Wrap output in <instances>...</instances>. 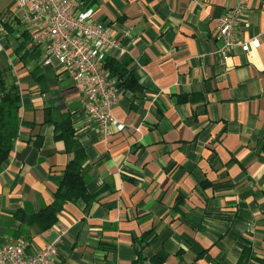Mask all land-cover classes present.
<instances>
[{"label":"crops","instance_id":"obj_1","mask_svg":"<svg viewBox=\"0 0 264 264\" xmlns=\"http://www.w3.org/2000/svg\"><path fill=\"white\" fill-rule=\"evenodd\" d=\"M234 5L89 0L120 48L107 60L129 63L139 81L113 110L125 129L102 138L15 0H0V87L20 97L0 171V247L25 238L35 253L67 229L58 264H264V13L248 0L242 38L261 45L225 59L214 33ZM78 155L95 199L65 204L44 231L33 217Z\"/></svg>","mask_w":264,"mask_h":264},{"label":"built area","instance_id":"obj_2","mask_svg":"<svg viewBox=\"0 0 264 264\" xmlns=\"http://www.w3.org/2000/svg\"><path fill=\"white\" fill-rule=\"evenodd\" d=\"M260 3L264 13V0ZM23 12L22 24L33 45L44 55L47 65L55 61L59 69L73 80L85 115L93 121L102 138L122 132L125 126L113 115L120 101L116 79L106 68L110 52L119 50L105 24L92 19L85 0H15ZM248 13V0H235V5L218 20L214 38L220 43L225 59L234 49L243 53L258 49L260 35L244 41L242 20ZM68 230L63 229L58 240L45 250L29 253L30 243L18 238L0 247V264H58V246Z\"/></svg>","mask_w":264,"mask_h":264},{"label":"trees","instance_id":"obj_3","mask_svg":"<svg viewBox=\"0 0 264 264\" xmlns=\"http://www.w3.org/2000/svg\"><path fill=\"white\" fill-rule=\"evenodd\" d=\"M89 0H85V5ZM129 63H120L114 59H108L106 68L109 70L110 77L116 79L118 88L122 90H137L139 81L134 71L129 69ZM2 96L0 97V171L8 161L14 148L15 141L19 132L18 111L20 97L16 86L9 91H5L1 86ZM67 138V136H66ZM83 159L78 155L67 166L64 179L54 196L53 203L42 210L33 221L40 224L44 231H48L57 222L58 215L67 203L84 200L88 206L95 199L94 194L88 192L86 182L83 177ZM156 264V263H155Z\"/></svg>","mask_w":264,"mask_h":264}]
</instances>
